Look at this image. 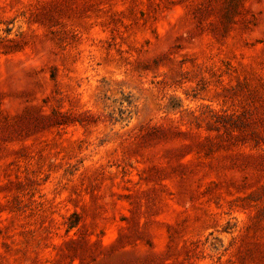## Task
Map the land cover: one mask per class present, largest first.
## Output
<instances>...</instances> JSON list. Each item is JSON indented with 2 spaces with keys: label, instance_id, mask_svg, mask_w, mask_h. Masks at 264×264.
Returning a JSON list of instances; mask_svg holds the SVG:
<instances>
[{
  "label": "rangeland",
  "instance_id": "374dc122",
  "mask_svg": "<svg viewBox=\"0 0 264 264\" xmlns=\"http://www.w3.org/2000/svg\"><path fill=\"white\" fill-rule=\"evenodd\" d=\"M0 264H264V0H0Z\"/></svg>",
  "mask_w": 264,
  "mask_h": 264
}]
</instances>
